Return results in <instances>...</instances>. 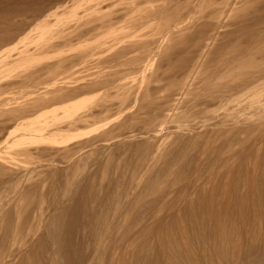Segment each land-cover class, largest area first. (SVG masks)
I'll return each mask as SVG.
<instances>
[{"label":"bare ground","instance_id":"1","mask_svg":"<svg viewBox=\"0 0 264 264\" xmlns=\"http://www.w3.org/2000/svg\"><path fill=\"white\" fill-rule=\"evenodd\" d=\"M110 1L111 3L115 2V0H0V4L3 5V7L0 8V16H2L4 20V23L0 24V72L9 71L12 73L15 72L16 75H18L17 77L13 76L14 79L17 80L13 84L8 85V87H6L3 84H0V93L6 92L7 89L9 90V88L12 90L18 87H23L27 89L29 87H33L35 84L36 85L40 84V82H43L45 73H47L48 71H55L57 73V75L55 76H58L59 78L58 80L56 79L57 81L55 83L52 82L47 83L48 81L46 82V80H44L45 87L43 88V91L46 89L45 92L46 94H44L43 91L41 92H43L42 94L45 95V98L47 99H44L42 102H40L41 104L38 105L39 107L38 106L34 107L35 109L32 108L33 110L31 111H25V107L22 108L21 105L11 106L10 105L11 101H6L0 104V114L2 115L3 113L6 112H10L13 114L18 113V115H20L21 113L23 114V117L20 118L23 119V122L22 120H20L23 123V125L19 124L17 126L18 129H15L13 127H8L7 125L9 123L0 127L1 136L2 135L6 136L5 139L0 141V146L2 144H7L11 142V140L18 135L17 133L18 131L19 134L21 133V135L17 137L20 138L21 140L20 142H22L23 144L22 146H24L23 149H21L20 151L29 160L30 159L34 160V158L37 159V157L52 158L57 154H59V152L61 153L60 155L63 156L65 155L67 157V155H70L71 153L74 152L77 153L78 150H80L79 152H81L82 150L88 151L93 148L94 150L95 148L97 150L98 148H103L106 144L110 143L107 142L108 140L107 138H109L111 134L114 135L112 131H109L108 133L105 132V134L102 133L103 135H99L96 138L94 137V139L93 138L92 140L90 139L89 142L79 141L80 143H78L76 141L77 142L76 146L72 148L66 147L67 145H71L68 144L67 141H66L67 145L64 144L66 142L64 143L62 142L64 144L63 147L65 148L57 150L54 153L52 151L53 149L51 150L52 152L50 151L49 146L51 147V145L49 144V140L51 139L50 141H53L52 138L55 139L59 137L61 134H63L64 131L78 130V128H80L85 124L90 125L88 123H90L97 116L108 115L107 118H111L113 113L117 114L121 110L129 111L134 109L136 105L135 102L137 103V99L135 100V102H131L126 106L116 107L115 105L114 107V105H111L113 103L109 102L110 105L104 103L107 102L106 101L107 99L105 98L108 94H110L111 96L110 92L113 90L116 84H119V86H121V88L123 89L127 88V91L125 90L126 91L125 94H130L131 96L134 97V99L135 97L138 98L140 94L139 90L138 91L134 90V92L132 91L129 92L131 89L135 88L133 87L135 84L134 82L141 75H145L148 72V70L151 68L150 65L151 60L154 58L152 61L154 62V60L157 59V58L155 59V57L159 54V52L166 45L167 42L171 41L172 39L176 40L179 37L181 38L185 30L187 29L188 31L191 28L198 29V33L197 36L195 37V40L191 42V46H193V48L190 50V52H187L190 53L191 56L188 57L186 55V52H185L186 57L184 55L182 56V55L174 54L175 56L172 55L173 57H171V60L173 59L172 63H170L171 60L169 61L170 65L165 64V61H163L164 62L163 64L168 65L166 69L163 70L164 74L168 77L167 79L169 80L173 79L174 81L180 80L181 87L183 90L191 91L193 89L192 87L199 84L206 86L207 89H203L205 88L203 87L202 89L198 90L196 94H192L191 101L195 100L197 106L200 105L207 106L210 104H217V103L220 105L224 103L225 105V103L227 102L225 106L223 105L224 106L223 108L225 109L223 111V114L220 113L221 114L220 116L218 115L216 117L210 118V120H212L211 121L212 126L213 125L224 126L225 128L226 127L229 128V130L230 128L231 130L232 128L233 129L235 128V130L236 129L239 130L243 125L248 123L246 122V118L264 117V55H263L264 54V5H262L261 9H259L261 12L257 18L238 25L235 28V30L232 29L233 31L231 32H228L226 34L223 33L224 30L223 28L225 27V26L223 27V23L227 20H231L233 18L235 19L237 17L238 11L243 10L241 9L242 6L241 4H244L243 6H246L251 3H257L259 0H227V1L225 0L226 7L222 6L224 4L219 3L218 0H207L208 3L210 4H207L206 8H204V12H206L207 15V17H205L204 19L206 20L207 18L206 21L207 22L209 20L210 21L208 22L206 28L203 27H202L203 29H200L201 27L198 28V24L196 23L200 21H198V19L194 17V15L197 12L195 13L193 11H189L183 15L178 14L180 15L178 25L175 24L174 26L176 27H174L171 30L169 29L170 30L169 32H166L165 34H160L161 33L160 32L159 33L160 35L158 34L156 36H155L156 31L153 30L151 36H154L155 39L151 43L152 45L147 49H143L139 51L136 50L137 52L133 54L135 55L134 60H131V56H128V54L127 56H121V57L112 56L113 58L105 59L103 62H106L110 65V66H105V68L110 69L109 71L108 70L106 71L108 73L110 71L111 72L108 75H106L105 74L106 71L104 72L101 71V73H104L102 75H106L103 76V78L108 77L109 79L111 78L114 79L110 80L111 82L109 81L108 83L103 79L107 83L106 84L107 87L106 85L102 86L103 88H105L104 91L99 89V91L100 90L102 91V96H100L101 97L100 100H97V102L94 103L93 107H91L92 105L89 107L88 104H90L91 101H89L88 97L86 99V95L88 94L89 96V94L92 93V91L93 92L95 91L94 90L95 88L92 85L93 81L99 82L102 79V77L101 79L97 77L100 76L98 75L100 71H98V74L97 73L93 74L92 72L89 74V72L86 71L88 79L82 80L83 77L81 78V76L83 74L82 72H84L82 70L86 69L92 71V69H95V67L96 68L100 67L101 64L99 62H95L97 64L99 63V65L98 66H96L97 64L94 65L92 63V61L94 60L89 59L93 56V54L88 53L89 50H87L88 48L86 49V47L84 48V50H80L79 49L80 45L85 44L88 45L87 47L90 46V48H93L101 43H107L109 44L108 46L110 45L113 46L114 44L116 45L124 42H130V44L133 42L135 43L137 42L140 34L142 35L144 32L149 31L152 27H154L155 24H160L162 21H164L165 17L168 16L167 13L168 10L171 9V6H173V4L176 5L177 3L179 4L181 0H170V2H172L171 6L168 5L170 2L166 3V6L168 5L170 9L167 8L164 4V7H166L167 9L166 8L159 9L156 14H152L153 10L155 11L156 9V8H152L153 6L150 5L152 3V0L150 4H149L150 0H124L123 2L118 3V6L121 7L119 11L116 13V15L114 16L113 14H111L114 17L110 19H106L107 16L103 17L104 16L103 12L109 6ZM253 5L254 4H251V6ZM221 6L223 9L219 8ZM243 6L242 8H244ZM158 8H160V6ZM141 13H143L142 15H144L142 20L140 21L136 20L138 18L136 15ZM135 16L137 18L134 19ZM30 18H32V21ZM51 18L54 19L52 20ZM176 18L177 17H175V19ZM201 20H203V18H201ZM159 21L160 23H157ZM87 26L89 27V29H85V30L82 29L83 27L87 28ZM233 42H235V44H237L236 42L239 43L241 42L240 45L242 46L241 48L236 47L239 50L235 48L237 51L234 50L235 51L234 53L228 54L230 51H233V48H231L230 46L227 47V45H231L233 44ZM4 44H11V45L19 44L20 46L19 52L15 54L14 51H12V53L10 52L12 55L9 53L11 56L10 55L6 56L7 54L3 53L4 49L6 48V46H3ZM107 44L105 45L107 46ZM117 46H122V45L120 44ZM117 46H115V48ZM17 47L13 50H16ZM226 47L232 50L227 52ZM112 48L111 51L114 52ZM102 49L104 50L103 47ZM105 49L107 50V48ZM99 52H101V48ZM13 53L15 55H13ZM106 54H104V56ZM98 56L101 57L100 55ZM98 56L96 55V57ZM93 57L91 59H96L95 57L94 58ZM164 60L168 61V59H164ZM250 60L252 61L251 63L254 66L251 69L253 71L250 70L249 72L243 73V75L239 80L240 82L236 83L235 79L237 77L234 78L236 76L234 74H237V70H238L237 68L239 66H242L243 68L244 64L242 65V63L245 62L246 64V62L247 61L250 62ZM259 61L261 63H259ZM154 63L157 64V62ZM121 64L122 65L127 64V66L130 64L131 67L129 68L121 67L116 69L117 68L116 66H119ZM163 67L165 66L162 65L161 68L163 69ZM247 67L249 68V66ZM247 67L245 69H247ZM27 68L33 69V71L29 70L30 74L32 72H34L33 74L39 72L40 77L38 76L36 79H34L33 82L31 81V76L33 74L31 76H26L24 78L25 73L23 74V76L20 74H22L24 70ZM176 68L179 69L176 70ZM242 68H240L241 71ZM100 69L101 67L99 68V70ZM154 69L155 68H153V70ZM129 70H130V74L125 73ZM152 74L153 72L151 73V75ZM156 76H158V74ZM96 78L100 80L95 81ZM102 82L99 83L101 84ZM160 83L161 82H158L157 85L160 86ZM58 84H62V85L64 84V86L67 87L66 96H62L64 92L61 93L62 95L57 96L56 92L58 91L59 88H55V86ZM219 85L220 86L223 85L224 87L217 91L216 88L218 89ZM167 90L170 91V89ZM61 91H65V90H61ZM244 91L246 92L248 91L252 93L251 95H249V93L247 92L248 95L246 94L247 96H245L244 94H242V92ZM203 92H205V94H203ZM114 93L115 91H113L112 93L113 96ZM155 93L157 92L154 91V94ZM239 93H241V95L247 98L249 102L243 104L242 100L232 99L234 95L238 94L237 96H239ZM150 94L153 95L151 91ZM116 95L117 93L115 94V96ZM154 96L156 95H153V97ZM177 96L178 94H175L174 91L165 92L163 97L161 95L157 96L158 103H155L153 107L151 106L149 111L145 113L142 132L140 131L141 134L139 133L140 135L135 134L134 130L121 134V136H125L127 140L128 139L131 141L139 140L142 141V143L144 142L147 144V146H149L148 149L144 153H142L135 162H133L132 167L129 169V173H128L129 178L126 184H121V182L114 183V181L112 180L113 182H111L110 179L105 184V186L101 187V189L99 190L96 189L95 186H92L90 184L88 185L87 183H85V181L88 180V176L86 175L87 176V178L85 177L86 179L77 180L73 190L70 193L69 198H67L66 200L54 198L53 200L54 203L52 205H54L55 209L53 210L56 212V214L52 215L51 218H48V221L46 222L44 229L45 232L42 234V236H40V238H38L37 241V243L40 246H43L45 250L44 252H45L46 260L45 262L42 261L43 264H96L97 263L96 261H100V264H264V241H261L260 239L255 240L253 238L252 239L246 238L245 241H241L242 238L240 239V236H238L240 241L238 240L235 241L233 238L231 240L229 239V236H228L229 239L228 240L226 233V226L228 223L225 222L228 219H226L224 216L223 218L225 219H222L221 218L222 215H221L219 217L222 220H224L222 222L220 221V218L217 219L215 217L217 216L216 214L213 216L216 219L215 222L217 221L218 222L214 230L211 231L209 235L212 241V245L209 248H207L206 247L207 244H206L204 246L206 248L198 249L199 250V251L197 250L198 252H196L195 250L196 242L204 241V239H207L205 238L206 232L204 233L206 228H204L203 232L201 231V233L203 234H201L198 237V239L196 238H194L195 240L192 239L193 241H191V243H186L187 244L186 247H184L183 245L185 250L183 249L184 252L182 254H180L181 250L178 251L179 249H177L178 252H176L175 250V253H179L180 255L178 254L179 256H176L171 260L168 259V256H170L173 253L171 251L174 250L173 249L170 251L171 242L163 243L161 242L162 240L160 241V239H158L157 241H155L153 238L147 239L148 238L147 236L144 239L142 238L139 239V237H141L142 235L139 236L138 238L135 235H130L135 233L132 230V228H129L127 230H124V232H122V234L124 233L125 236L130 235L129 238L123 240L124 241L122 243L123 245L111 243L110 237L115 233L114 223H113L115 220H110L109 218L102 216L101 212L106 208H110L112 204H113L112 209L114 211V214L118 216L122 213H126L129 209L134 207V205L136 206L142 203H148L151 206L154 205V203H156L157 200H161L165 196L167 197L169 191H172L171 189L173 188H171V186L168 187L166 185V187L168 188L167 189L164 188V190L161 189L163 193L161 192L162 194L158 195L157 197L154 196V199L152 201L147 200L146 202L145 200H140V202L138 203L139 201L138 197L136 199H133V201L130 200L129 197L130 195L136 196L137 192H138L137 194H139L141 190L146 189L150 184V182H152L151 177H146L145 176L146 173H143L144 171L142 170H145V172L150 173V175L152 173H155L157 174V176L155 177H158V174L161 175L162 172L165 173L168 172L169 169H171L169 166L171 162L174 161L178 162L177 159L179 158L187 162L188 155L186 154L187 156H184L185 153L182 152V150L185 149V147L188 146V144H190L192 140L190 138L188 139L185 138L186 140L183 141L180 145H176L175 143L173 144V141H171L170 139H163V135H161L162 126L165 125V123H167L168 120L170 121V117H169L170 113L168 112L169 109L160 110L161 107H159V105L157 104L161 102L162 104L169 105L168 103H171V105H173L172 103L174 102L176 103L178 101ZM180 98L182 99L183 97L181 96ZM181 99H179V101ZM84 109H86L87 112L82 111ZM75 112L78 113V116L76 115L77 113L75 114ZM73 115H76V117L75 116L73 117ZM161 118L162 121H159ZM132 120L133 119H131V121ZM63 137H67V136H63ZM122 140L124 139L122 138ZM224 141L226 142L233 141V139L232 138L226 139ZM32 143L36 147H38L37 145L39 143H41V146L42 145L44 146L49 145V146L45 148L43 147L42 149H38L36 147L32 148ZM29 145L31 146V148H29ZM173 149L176 151H174ZM171 150L174 151L173 153L175 152L177 153L172 154L171 156L170 154L172 152ZM60 155H58V158H60L59 157ZM75 155L77 156V154ZM75 155L74 156L71 155V158L76 157ZM80 155L79 157H81ZM189 158H193V157H189ZM183 161L181 162L183 163ZM161 163L163 165L165 164L164 168L163 165L160 168ZM173 165H175V163ZM100 167H102V165ZM2 182L3 180H0V185L3 184ZM171 183L174 184V185L172 184L173 187L176 184H179L177 182L176 183L171 182ZM50 191L53 192V190L51 189ZM55 192L57 191H54L53 193ZM90 192H93L94 194L93 200H91L90 198L89 199L86 198V194ZM242 201H239L240 202L239 204L242 206H247L245 204L246 202L244 203L245 199ZM256 201L258 200H254L253 203ZM191 203L188 204L190 206H193V204ZM251 206L254 207V204ZM7 213L8 216L4 215L3 221H9L10 219H12L14 215H17V217L20 216L17 212L11 210ZM238 216L239 215L236 216L235 214L236 218ZM245 217L241 214V216H239L237 220H241V223H244L246 221ZM208 220H210L209 217ZM205 221L204 223H207ZM162 222L163 221L160 218L157 219L156 221V223L159 226L162 224ZM187 222H189L190 224L193 223V225L200 224L196 221V219L193 216L188 217ZM238 222L240 224V221ZM96 224L102 225L101 232L92 231L93 228L92 226ZM196 225H194V227ZM167 226L168 225H166V228ZM191 227H193L192 224ZM202 227L205 226L202 224ZM187 228H189V230L191 229L190 226ZM20 230H23L22 226L13 227L10 231H8V234L4 236L2 240L0 248L5 247L6 241L9 239V237H12V235L16 236V233L18 234ZM183 230H182V234L185 235V232L187 231L183 232ZM159 231L162 232L161 229ZM159 231L157 233H159ZM187 233H188V238L193 236V235L189 236L191 232L189 233L188 231ZM137 235H140V233ZM162 235L164 236V234ZM185 238H187V236ZM161 239L164 240L166 238H161ZM209 243L211 244L210 240ZM158 245L161 246L160 248L163 247L166 248V250L159 249L160 252L161 250H163L166 253L163 252L162 254L158 252L159 250L156 251V247ZM129 246L130 247L134 246V248L131 251L127 252L126 249L129 250L130 248ZM200 248L202 247L200 246ZM222 250L223 252L224 250H230L231 255L222 256V257L221 255L219 256ZM19 251L20 250H18L17 252ZM21 252L17 254H21L22 256L23 253ZM12 254L8 257H12ZM18 256L17 258H19ZM37 257L34 258L36 259ZM2 259L4 258L1 256L0 253V260L2 261Z\"/></svg>","mask_w":264,"mask_h":264},{"label":"rangeland","instance_id":"2","mask_svg":"<svg viewBox=\"0 0 264 264\" xmlns=\"http://www.w3.org/2000/svg\"><path fill=\"white\" fill-rule=\"evenodd\" d=\"M123 1L124 0H121V1L115 0L114 3H111L110 1L109 6L103 12L104 16L103 15L102 16L103 17L107 16L106 19L113 18L121 7V6H118V3L123 2ZM168 2H170V0H152V3H151V0H150L149 4L151 3L150 5L153 6L152 8H156L155 11L153 10L152 14H156L159 9H163V8L165 9L166 7L170 9L169 6L172 5L171 4L172 2L168 4L169 6L168 5L166 6V3ZM218 2L224 4L222 6L226 7L225 0H222V2L221 0H218ZM258 2L251 3V4H254L253 6H251V4H248L250 7L248 5L243 6L244 4H241L244 8H242V6L239 5L241 6V9L243 10L238 11V14L240 15L237 14V17H236L237 19L233 18L223 23V27L225 26L223 28L224 29L223 33L226 34L228 32H231L235 30V28L238 25L257 18L261 12L259 9H261L262 5H264L263 0L261 1L259 0ZM164 4L166 7H164ZM207 4H210L208 3L207 0H181L179 4L178 3L177 5L173 4V6H171V9L168 10V13H167L168 16L165 17V20L162 21L161 23L160 21L157 22L160 24H155L154 27H152L149 31L144 32L142 35L138 34L139 37H138L137 42L135 43L133 42L130 44V42H124V43H119L116 45L114 44L113 46L111 45L108 46L109 44L107 43H101L98 46H95L93 48H90V46L87 47L88 45H85V44H83L84 47L83 45H80V48H79L80 50H84L85 47L86 49L88 48L87 49L89 50L88 53L93 54V56L96 58V59H91L93 57L92 56L89 59L94 60L92 61L94 65L97 64L95 62H99L101 64L100 67L102 69V70L101 69L99 70L100 67H97V68L95 67V69H92V71H89L86 69L82 70L84 71L82 72L83 74L81 76V78L83 77L82 80L88 79L87 72H89V74L91 72L93 74L94 73L98 74V71H100V73L98 74L100 76H97V77H99L100 79L102 77V79L101 80L99 79L100 80L99 81L98 78H96L95 81L96 80L99 82L107 81L108 83L110 80H113L114 78H111V79H109L108 77L103 78V76H106L111 72L110 71L108 73L106 71V70L109 71L110 69L105 68V66H110V65L106 62H103L105 59L113 58L112 56H120V57L127 56L128 54V56H131V60H134L135 55L133 54H135V52L139 50L147 49L152 45L151 43L155 39L154 36H151L153 30L156 31L155 36L158 35L160 32H161L160 34H165L166 32H169L171 29L176 27L174 26L175 24L178 25L181 14L183 15L189 11H193L195 13L197 12L194 15V17L198 19V21H200L196 23L198 24V28L199 27H201L200 29L206 28V26L208 25V22L210 21L209 20L207 22L206 21L207 18L206 20L204 19L205 17H207L206 12H204V8H206ZM159 6L160 8H158ZM222 6L219 8H222ZM2 7L3 5L0 4V8ZM111 14H113L114 16ZM142 14L143 13L138 14L140 16L136 15L138 18L135 16L134 19L137 18L136 20L138 21L142 20V18L144 17V15ZM175 17L177 18L175 19ZM201 18H203V20H201ZM30 19L32 21V18ZM51 19L53 20L54 18H51ZM51 19H48V20H51ZM203 21L205 24L203 23ZM2 23H4V20H3V17L0 16V24ZM82 29L84 30L89 29V27L88 26L87 28L83 27ZM191 29H189L191 31L189 30L187 31L186 29L185 32L186 31L187 32L186 33L184 32L181 38L179 37L176 40L172 39L171 41L167 42L166 45L162 48L163 50L161 49L159 54L155 57V59L156 58L157 59L154 60V62H157V64L152 62L154 59L153 58L151 60V63L153 64L154 67L150 63L151 68L148 70V72L145 75H141L142 77L141 76L139 77L141 79L138 78L134 82L135 84L133 87L135 88L131 89L129 92L131 91L134 92V90L136 91L139 90L140 94L138 98L135 97L134 99V97L131 96L130 94H125L127 91V88L123 89L121 88V86H119V84H116V86L110 92L111 96L110 94H108L105 98L107 99L106 100L107 102H104V103H107L108 105H110V103H113L111 105H114V107L115 105L116 107L126 106L127 104H130L131 102H135V100L137 99V103L135 102L136 105L134 109L129 110V111L121 110L122 112L119 111L117 114L113 113V115L111 114L112 115L111 118H107L108 115L97 116L95 117L96 119L94 118L91 121L92 123L91 122L88 123L90 125L85 124L81 126L80 128H78V130L64 131L63 134H61L62 136L60 135L59 137L55 138L56 140L52 138L53 141H50L51 140L50 139L49 144L53 148H51L48 145L50 148V151L53 149L52 151L54 153L57 150L65 148L63 146L64 144L67 145V142L68 144H71V145H67L66 147L72 148L76 146L77 142L78 143L84 142V141L89 142L90 139L92 140V138L94 139V137L96 138L99 135H103L102 133L105 134V132L108 133L109 131H112L114 135L111 134L110 136L111 138L110 137L107 138L108 139L107 142H110V143H108L109 145L106 144L104 146L105 149L103 147V148H98V150L95 148L94 150L93 148L88 151L82 150L81 152H79L80 150H78L77 153L74 152L75 154H77V156L74 153H71L70 155H67V157L65 155L64 156L60 155L61 153L59 152V154L52 157L54 159L46 158V157H40V158L37 157V159L34 158V160L33 159L29 160L20 151L21 149H23L24 146H22L23 144L22 142H20L21 141L20 138L17 137L21 135V133L19 134L18 131H17L18 135L15 138H13L11 142L7 144H2L0 146V180H3L2 182L3 184L0 185V208H1L0 209V247H1V243H2L4 236H6L8 234V231H10L13 227L22 226V229H23V230H20L18 234L16 233V236L12 235V237H9V239L6 241L5 247L0 248L1 256L4 258L2 259V261L0 260V264H13V263L14 264H22V263L27 264L28 262H29L28 264L30 263L43 264V262H45L46 260L45 252H44L45 250L43 246H40L37 243L38 238H40V236H42V234L45 232L44 229H45L46 222L48 221V218H51L52 215L56 214V212L53 210L55 209L54 205H52L54 203L53 201L54 198L63 199V200H66L67 198H69L70 193L73 190L74 185L77 182V180L86 179L88 176V180L86 181L84 180L85 183H87L88 185L90 184L92 186H95L96 189H99V190L101 189V187L105 186V184L110 179H111V182L114 181V183L121 182V184H126L129 178L128 177L129 169L132 167L133 162H135L139 158V156L148 149L149 146H147L146 143L144 142L142 143V141H139V140H132V141L129 139L127 140L126 137L121 136V134L134 130L135 134L140 135L142 132V126L144 123L145 113L149 111L151 106L153 107L155 103H158L157 96L161 95L163 97L165 92H173V91L175 94H178L177 96L178 101L176 103L174 102L175 104L172 103L173 105H171V103H168L169 105H166V104H162L161 102L157 104L159 105V107H161L160 110L169 109L168 112L170 113V116H169L170 121L168 120L167 123H165V125L162 126L161 135H163V139H170L171 141H173V144L175 143L176 145H180L183 141L190 138L192 140L191 141L192 143L190 142V144H188V146H186L185 149H183L184 151L182 150V152L185 153L184 156L188 155L187 158L189 159V161L187 159V162H186V161H183L181 158H179L177 159L178 162H175V161L171 162V164L169 165L171 169H169L168 172H165V173L162 172L161 175L158 174V177H155L157 176V174L155 173H152L153 175L152 174L150 175V173H147L145 172V170H142L144 171L143 173H146L145 174L146 177H151L152 182H150V184L148 185L146 189L141 190L139 194H137L138 193L137 192L136 196L130 195L129 196L130 200L133 201V199H136L138 197L139 198L138 203L140 202V200H145L146 202L147 200L152 201L154 199V196L157 197L158 195H161L163 193L161 189L164 190V188L167 189L170 186L171 188L174 189V190L171 189L172 191H169V194H168L169 196L167 195V197L165 196L161 200H157V202L154 203V205L151 206L148 203H142L136 206L134 205V207L129 209L126 213H122L118 216L114 214V211L112 209L113 207V204H112L110 208H106L105 210L101 212L102 216L107 217L110 220H115L113 222L115 233L110 237L111 243L123 245L122 244L124 242L123 240L129 238L130 235H135L137 236V238L141 235L144 236V237L142 236L139 237V239L141 238L144 239L147 236L148 237L147 239L153 238L155 241L160 239V241L162 240L161 242L163 243L171 242L172 244L170 243V246H171L170 251L174 249L173 251H171L173 253L170 256H168V259L171 260L172 258L179 256L180 254L184 252L185 250L184 247H186L187 245L186 243H191V241L195 240L194 238L198 239V237L201 234H203L201 233V231L203 232L204 228H206L204 233L206 232L205 238L207 239H204V241L196 242L195 250L196 252H198L199 251L198 249H203L206 247L209 248L212 245V241L209 236L210 232L214 230L218 222V221L215 222L216 221L215 217L219 219L220 218L219 216L221 215H222L221 216L222 219H225V218L228 219L225 221L228 223V224L226 223L227 224L226 226L227 239L229 236V239L231 240L233 238L235 241L237 240L240 241L238 237L240 236V239L242 238L241 241H245L246 238L247 239L253 238L255 240L260 239L261 241H264V117L263 118H258V117L246 118V122L248 123L243 125L239 130L237 129L235 130V128L234 129L232 128V130L230 128L229 130V128L227 127L225 128L224 126H215V125L212 126L211 124L212 120H210V118L216 117L218 115L220 116L221 114H223V111L225 110L223 107L227 104V102L225 103V105L224 103L221 105L217 103V104H210L207 106H201V105L197 106L195 100L191 101L192 94H196V92L202 89L203 87H205L203 89H207V87L203 86L202 84H199V85H195L194 87H192L193 89L191 88L192 89L191 91L183 90L181 87L180 80L174 81L173 79H171L172 80L171 81L167 79L168 77L163 72V70L166 69V67L168 66L165 64H169L171 57L175 55L185 56V52L188 57L191 56L190 53H187V52H190V50L193 48V46H191V42L195 40V37L197 36V33H198L197 28H195L196 30L194 28H191ZM236 43L238 44L239 47L237 46V44H235V42H233L234 45L231 43H230L231 45H227V47L230 46L231 48H233V51H230L232 49L230 48L228 49L226 47L227 49L226 51L227 52L230 51L228 54H232L235 51L239 50L237 48H241L242 46L240 45L241 42L240 43L236 42ZM105 44H107L108 47ZM120 44L122 46H117ZM3 46H6L3 52L4 54H7L6 56L10 55L12 51H14V53L16 54L17 52H19V49H20L19 44H15V45L4 44ZM15 46L19 47V48L17 47L18 50L17 49L13 50L16 48ZM115 46L117 47L115 48ZM97 47L101 48V52H99L100 48H97ZM102 47L104 48V50L102 49ZM105 48H107V50ZM111 48L114 50V52L111 51ZM14 53L13 55H15ZM102 53L104 54L108 53V54L104 56V54ZM120 54H123V55H120ZM96 55L97 56L100 55L101 57L99 56L96 57ZM162 58L168 59V61ZM163 61H165V64H163L164 63ZM172 61L173 59L170 61V63H172ZM251 62L252 61L250 60V62L247 61L246 64L245 62L242 63V65L244 64L243 68L242 66H239L237 68L239 71L236 69L237 74H234L236 75L234 78L237 77L235 79L236 83L240 82L239 80L241 76L243 75V73L249 72L252 69V67H254ZM99 63L96 66H98ZM259 63L261 62L259 61ZM162 65L165 66L163 67V69L161 68ZM247 66H249V68ZM116 67H117L116 69L121 68V67L129 68L131 67V65L129 64L127 66V64H123V65L121 64ZM246 67L247 69H245ZM153 68H155L154 69L155 71L153 70ZM240 68H242V71ZM178 69L179 68H176V70ZM29 70L33 71L32 68H27L20 75L23 76V74L25 73L24 78L26 76H31L34 72L30 74ZM101 71L103 72L106 71L105 73L106 75H102L104 73H101ZM150 72L151 73L153 72V74L151 75ZM0 73H1L0 84L5 85L6 87H8V85L10 84H13L17 80V79H14V77L18 76L16 75L15 72L12 73L9 71H2ZM125 73L130 74V70ZM160 73H162L163 75ZM157 74L158 76H156ZM39 75H40L39 72L36 74H33L31 76V81L33 82L34 79H36ZM55 75H57L55 71H48L47 73H45L44 80H46V82L48 81L47 83L49 82L55 83L59 79L58 76H55ZM149 76H152L153 79L152 77H149ZM162 78H164L165 80ZM44 80L43 82H40V84H37L38 86L35 84L33 87L27 88L29 91L23 87L14 88L13 90L10 88L9 90L7 89L8 91L6 90V92L0 93V104L6 101H11L10 102L11 106L21 105L22 108L25 107V111H31L35 109L34 107H37L39 104H41L40 102H42L44 99H47L45 98V95L42 94L43 92L44 94H46L45 93L46 89L43 91V88L45 87ZM99 82L93 81L92 85L94 86L95 89L94 88L93 89L95 91L94 92L92 91V93H90L89 96L88 94L86 95V99L88 97L89 101H91V103L88 101L90 103L88 104L89 107L91 105H92L91 107H93L94 103L97 102V100H100L101 98L100 96H102L101 90L103 91L105 90V88H103L102 86H105L107 83L102 82L100 84ZM138 82L139 83L141 82V83L139 84ZM158 82H161L160 86L157 85ZM223 87H224L223 85L221 86L219 85L218 89L216 88V90L218 91L222 89ZM55 88H59L58 91L56 92L57 96L62 95L61 94L62 92H64L62 96H66L67 87L64 86V84L63 85L58 84L55 86ZM136 88H139V89H136ZM99 89H101L100 90L101 92L99 91ZM167 89H170V91ZM61 90H65V91H61ZM113 91H115L114 96L112 94ZM150 91L153 93V95H156L154 96L155 98L153 97V95L150 94ZM154 91L157 93L154 94ZM205 92H203V94H205ZM247 92L244 91L242 92V94L247 96L248 93L249 95H251L252 93V92H248V93ZM116 93L117 95L115 96ZM237 95H234L235 97L233 96L234 98L232 97V99L242 100L243 104L249 102V100L245 98L243 95H241V93H239V96ZM181 96L183 97L182 99L180 98ZM179 99L181 100L179 101ZM82 111L87 112L86 109ZM9 113L10 112L3 113V115L0 114L1 115L0 116V127L9 123L7 125L8 127H13L15 129H18L17 126L19 124L23 125L22 123L23 119H20L23 117L22 113L21 114L19 113L21 117L20 115H18V113H14L15 115L13 113H10V114ZM76 113L77 112H75V114ZM76 115L78 116V113ZM76 115H73V117L74 116L76 117ZM130 118L133 120L131 121ZM20 120H22V122ZM159 121H162V118ZM231 131L233 132L236 131V132L233 133ZM3 136L4 135L1 136L0 134V141L5 139L6 136L4 137ZM63 136H67V137H63ZM122 138L124 140H122ZM231 138L233 139V141H227V142L224 141L226 139H231ZM25 139H28V138H25ZM62 142L63 143L66 142V143L63 144ZM37 146L38 147H36L32 143V148L36 147L38 149H42L43 147L44 148L48 147L46 145L41 146V143H39ZM29 148H31L30 145H29ZM173 150H171L172 151L170 153L171 156L172 154L177 153V152L173 153L174 151H176V150L174 151ZM73 154L76 157L71 158V155L74 156ZM80 154H83V155H80ZM58 155H60L59 156L60 158H58ZM79 155L81 157H79ZM189 157H193V158H189ZM180 160L183 161V163ZM174 163L175 165H173ZM101 165L102 167H100ZM162 165L163 164L161 163L160 168L162 167ZM164 165H163V168H164ZM171 182H174V183L177 182L179 184H176L174 186L176 188H174L172 186L173 183ZM168 184H171V185H168ZM166 185L168 187H166ZM50 189L53 190V192L54 191H57V192L53 193L52 191H50ZM157 193H160V194H157ZM93 196H94L93 192L86 194V198L88 199L90 198L91 200L94 199ZM241 199L242 200L245 199L244 203L246 202L245 204L247 206H242L239 204L240 203L239 201H242ZM254 200H258V201L253 203ZM259 202H261L262 204ZM188 203L193 204V206H190ZM248 204L249 205L254 204V207L251 205L249 206ZM189 208L193 210H190ZM10 210L17 212L20 215L18 216L21 218L17 217V215H14L12 219H10L9 221H3L4 215H7L8 214L7 212H9ZM210 214L212 216L216 214L217 216L212 217ZM235 214L236 216L237 215L241 216V214L244 217L246 216L245 217L246 221L244 223H241V220H237L239 216L236 218ZM190 216H193L196 219V221L200 224L199 225L194 224L196 225L194 227L193 223H191L193 226L191 227V224L187 222V218ZM223 216L225 218H223ZM208 217L210 220H208ZM159 218L163 221L160 226L156 223L157 219ZM221 218H220V221L223 222L224 220H222ZM202 220L204 221L206 220L205 222L207 223H204V221ZM231 220L233 223L231 222ZM238 221H240V224ZM18 222H19V225H18ZM229 222L231 223V226ZM35 223L37 226L35 225ZM202 224L205 227H202ZM166 225H168L167 228H166ZM173 225H176V226H173ZM189 226L192 230L191 229L189 230V228H187ZM212 226H213V229H212ZM92 227H93L92 228L93 232L95 231L101 232L102 230V225L96 224ZM159 227L162 232L159 231L160 230ZM129 228H132V230L135 233L131 232L133 234H130L127 236H125L124 233L122 234L124 230H127ZM174 228H177V229H174ZM164 230L167 232H165ZM182 230L183 232L184 231H187V232L189 231V233L191 232L192 234L190 233L189 236L190 235L191 236L193 235V236L188 238V233L185 232V235H184L182 234ZM229 230L232 232H230ZM158 231L161 237L159 236V233H157ZM139 233L140 235H137ZM148 234H150L151 236ZM162 234H164V236ZM184 236L185 237L187 236V238H185ZM161 238H166V239L163 240ZM171 239L173 240V242ZM209 240L211 244L209 243ZM205 245L206 247H204ZM200 246L202 248H200ZM160 247L161 246L158 245L156 247V251H158L159 249L166 250V248L164 247L160 248ZM133 248L134 246L133 247L131 246L129 250L126 249V251L129 252ZM177 249H179L178 251L181 250L180 254L175 253V250L176 252H178ZM18 250L20 251L17 252ZM163 250H161V252L159 250L158 252L162 254L163 252L166 253ZM20 252L23 253L22 256L21 254H17ZM42 253L44 254V256ZM11 254H12V257H8ZM220 255L221 257L229 256L231 255V251L224 250L223 252L222 250L219 256ZM17 256L19 258H17ZM37 256H40L41 258ZM34 257H37L36 258L37 260ZM96 262H95L96 264H100V261H96Z\"/></svg>","mask_w":264,"mask_h":264}]
</instances>
